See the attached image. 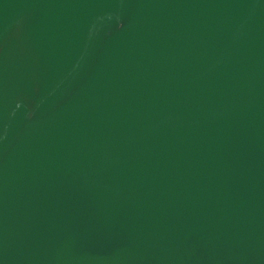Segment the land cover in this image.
Listing matches in <instances>:
<instances>
[{
  "label": "water",
  "instance_id": "obj_1",
  "mask_svg": "<svg viewBox=\"0 0 264 264\" xmlns=\"http://www.w3.org/2000/svg\"><path fill=\"white\" fill-rule=\"evenodd\" d=\"M0 264H264V0H0Z\"/></svg>",
  "mask_w": 264,
  "mask_h": 264
}]
</instances>
